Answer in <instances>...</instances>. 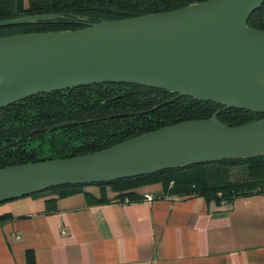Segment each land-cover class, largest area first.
Here are the masks:
<instances>
[{
    "label": "water",
    "instance_id": "obj_1",
    "mask_svg": "<svg viewBox=\"0 0 264 264\" xmlns=\"http://www.w3.org/2000/svg\"><path fill=\"white\" fill-rule=\"evenodd\" d=\"M263 4L209 0L76 30L0 37V111L35 95L104 83L161 89L222 107L209 119L170 125L94 153L0 169V204L60 186L264 157V118L237 127L218 120L230 109L264 114V32L248 26ZM58 18L19 17L0 21V28Z\"/></svg>",
    "mask_w": 264,
    "mask_h": 264
},
{
    "label": "trees",
    "instance_id": "obj_2",
    "mask_svg": "<svg viewBox=\"0 0 264 264\" xmlns=\"http://www.w3.org/2000/svg\"><path fill=\"white\" fill-rule=\"evenodd\" d=\"M209 0H0V21L32 15L62 18L0 28V37L85 28L101 21L165 13ZM248 26L264 32V4ZM221 106L161 89L135 84H98L35 95L0 111V169L57 158H71L109 148L128 139L177 123L209 119ZM264 118V114L230 109L218 115L228 127ZM77 122L62 129L48 128ZM240 177L231 180V172ZM160 184L165 195L202 197L207 203L231 204L238 197L264 193V157L222 160L121 179L110 183L67 185L35 193L46 196L45 213H54L59 199L100 189L96 198L84 193L89 205L107 204L106 191L138 202L135 190ZM9 219L0 217V221Z\"/></svg>",
    "mask_w": 264,
    "mask_h": 264
},
{
    "label": "crops",
    "instance_id": "obj_3",
    "mask_svg": "<svg viewBox=\"0 0 264 264\" xmlns=\"http://www.w3.org/2000/svg\"><path fill=\"white\" fill-rule=\"evenodd\" d=\"M135 192L153 201L120 203L106 191L110 203L89 205L81 192L49 214L46 196L1 203L0 264H264V193L216 205L160 184Z\"/></svg>",
    "mask_w": 264,
    "mask_h": 264
},
{
    "label": "built area",
    "instance_id": "obj_4",
    "mask_svg": "<svg viewBox=\"0 0 264 264\" xmlns=\"http://www.w3.org/2000/svg\"><path fill=\"white\" fill-rule=\"evenodd\" d=\"M142 201H146V202H151L153 201V197L150 195V194H143L142 198H141ZM120 203H130V201L127 199V198H124L123 200H120L119 201Z\"/></svg>",
    "mask_w": 264,
    "mask_h": 264
},
{
    "label": "rangeland",
    "instance_id": "obj_5",
    "mask_svg": "<svg viewBox=\"0 0 264 264\" xmlns=\"http://www.w3.org/2000/svg\"><path fill=\"white\" fill-rule=\"evenodd\" d=\"M27 2V0H26ZM240 177V174L236 171L231 172V180L238 179Z\"/></svg>",
    "mask_w": 264,
    "mask_h": 264
}]
</instances>
